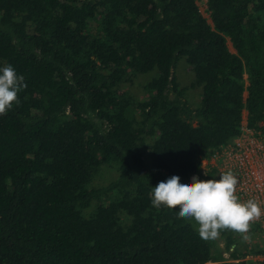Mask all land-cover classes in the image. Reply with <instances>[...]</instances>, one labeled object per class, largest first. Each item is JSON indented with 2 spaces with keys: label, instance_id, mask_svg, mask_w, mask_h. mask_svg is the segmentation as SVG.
Segmentation results:
<instances>
[{
  "label": "trees",
  "instance_id": "obj_1",
  "mask_svg": "<svg viewBox=\"0 0 264 264\" xmlns=\"http://www.w3.org/2000/svg\"><path fill=\"white\" fill-rule=\"evenodd\" d=\"M205 4L209 20L196 0H0V67L27 84L0 115V264H264V237L205 241L151 203L173 175L219 179L202 167L244 111L264 135V0Z\"/></svg>",
  "mask_w": 264,
  "mask_h": 264
},
{
  "label": "clouds",
  "instance_id": "obj_2",
  "mask_svg": "<svg viewBox=\"0 0 264 264\" xmlns=\"http://www.w3.org/2000/svg\"><path fill=\"white\" fill-rule=\"evenodd\" d=\"M26 88L24 77L12 65L0 67V115L19 104V93ZM219 174V179L194 177L191 183H181L173 175L152 188L151 203L156 208L178 207L179 218L194 221L205 241L218 240L224 231H234L247 241L251 224L264 216V207L255 197L242 200L236 194L238 178L231 169Z\"/></svg>",
  "mask_w": 264,
  "mask_h": 264
},
{
  "label": "built area",
  "instance_id": "obj_3",
  "mask_svg": "<svg viewBox=\"0 0 264 264\" xmlns=\"http://www.w3.org/2000/svg\"><path fill=\"white\" fill-rule=\"evenodd\" d=\"M205 165L206 169L202 167V172L214 168L217 177L219 173L231 169L238 178L236 194L242 200L255 197L264 207V135L248 128L246 119L242 121L240 134L230 144L216 152ZM252 224L257 225L254 232L263 238L264 216ZM254 257L257 260H264V253Z\"/></svg>",
  "mask_w": 264,
  "mask_h": 264
},
{
  "label": "rangeland",
  "instance_id": "obj_4",
  "mask_svg": "<svg viewBox=\"0 0 264 264\" xmlns=\"http://www.w3.org/2000/svg\"><path fill=\"white\" fill-rule=\"evenodd\" d=\"M196 3L199 7V10L201 11V13L208 18L209 20V15L206 11V4H205V0H196ZM91 30L94 31L95 29V23L92 22L91 25ZM227 46L229 48V50L231 52H234V49L232 48L229 40H227ZM176 74L179 75V81L181 84L183 85H188L194 78V74L191 70H189V68H187V64L185 63L184 59H180L178 61V63L176 64ZM153 76L152 72H148L145 74H140L138 75V77H136L133 82V84L129 85V89L131 91V93L133 95H135V97L137 98H142L143 97V90H142V84L143 82L147 79H150ZM187 95L190 101H192L193 103H195V105H197L200 101V87H195V88H190L187 90ZM246 116V111H244L243 113V119ZM204 169H206V165L203 166ZM111 172L110 170H104L101 171V176L98 175L95 179H94V183L101 185V184H105L108 182L109 179H107L109 176L107 174H105L106 172ZM104 173V175H103ZM261 235L259 233L254 232V234L252 235V237H250L249 240L245 241L246 244L251 245V244H255L254 242H257L260 240ZM252 258L255 260V257L252 256Z\"/></svg>",
  "mask_w": 264,
  "mask_h": 264
}]
</instances>
